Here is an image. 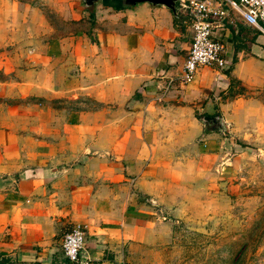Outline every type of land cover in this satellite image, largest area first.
Here are the masks:
<instances>
[{
    "label": "crops",
    "instance_id": "obj_1",
    "mask_svg": "<svg viewBox=\"0 0 264 264\" xmlns=\"http://www.w3.org/2000/svg\"><path fill=\"white\" fill-rule=\"evenodd\" d=\"M103 1L0 0V264H127L167 223L161 197L183 165L225 164L230 145L264 153L254 27L225 20L227 66L181 84L186 9ZM75 223L77 263L61 246Z\"/></svg>",
    "mask_w": 264,
    "mask_h": 264
},
{
    "label": "rangeland",
    "instance_id": "obj_2",
    "mask_svg": "<svg viewBox=\"0 0 264 264\" xmlns=\"http://www.w3.org/2000/svg\"><path fill=\"white\" fill-rule=\"evenodd\" d=\"M248 146H228V164L205 172L183 165L168 179L161 197L167 223L129 250L127 264H264V153ZM240 151L248 155L239 158Z\"/></svg>",
    "mask_w": 264,
    "mask_h": 264
},
{
    "label": "built area",
    "instance_id": "obj_3",
    "mask_svg": "<svg viewBox=\"0 0 264 264\" xmlns=\"http://www.w3.org/2000/svg\"><path fill=\"white\" fill-rule=\"evenodd\" d=\"M178 3L186 9L191 29L190 48L179 76L181 84L190 83L200 67L227 66L223 43L215 34L225 20L229 23L243 20L264 36V0H179ZM85 236L86 225L82 223L73 224L64 234L61 246L69 261H79Z\"/></svg>",
    "mask_w": 264,
    "mask_h": 264
},
{
    "label": "water",
    "instance_id": "obj_4",
    "mask_svg": "<svg viewBox=\"0 0 264 264\" xmlns=\"http://www.w3.org/2000/svg\"><path fill=\"white\" fill-rule=\"evenodd\" d=\"M98 1H101V0H83L84 2V5L87 7V8H91L95 3H97ZM178 1L179 0H121V3L124 5V6H133V5H136L138 3H149V4H152V5H162L168 9H170L171 11H173L175 13V9H176V6L178 4ZM203 121H206V122H216V119L214 118H211V117H208V116H205L203 118ZM219 128H222V127H219Z\"/></svg>",
    "mask_w": 264,
    "mask_h": 264
},
{
    "label": "trees",
    "instance_id": "obj_5",
    "mask_svg": "<svg viewBox=\"0 0 264 264\" xmlns=\"http://www.w3.org/2000/svg\"><path fill=\"white\" fill-rule=\"evenodd\" d=\"M115 1L118 3L117 5H115V8H121V5H120L121 0H115ZM103 2L108 3L107 0H104ZM174 15H175V19L176 20L179 19V16H178V13L177 12L174 13Z\"/></svg>",
    "mask_w": 264,
    "mask_h": 264
}]
</instances>
